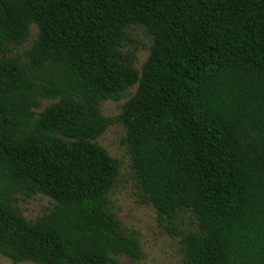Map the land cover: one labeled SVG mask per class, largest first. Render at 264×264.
I'll use <instances>...</instances> for the list:
<instances>
[{
  "label": "trees",
  "instance_id": "1",
  "mask_svg": "<svg viewBox=\"0 0 264 264\" xmlns=\"http://www.w3.org/2000/svg\"><path fill=\"white\" fill-rule=\"evenodd\" d=\"M31 25L30 48L8 56ZM134 29L152 41L141 71ZM134 86L115 120L102 115ZM114 121L182 264H264V0H0V255L143 258L109 200L119 161L95 142ZM18 194L53 206L26 220ZM183 212L194 229H179Z\"/></svg>",
  "mask_w": 264,
  "mask_h": 264
},
{
  "label": "rangeland",
  "instance_id": "2",
  "mask_svg": "<svg viewBox=\"0 0 264 264\" xmlns=\"http://www.w3.org/2000/svg\"><path fill=\"white\" fill-rule=\"evenodd\" d=\"M37 34L35 25L30 26V35L22 46H8V56H23ZM151 38L143 33L141 29L130 32L126 41L128 47L136 48L135 69L141 68L149 55ZM136 87H131L122 93L119 100H107L101 103L100 109L103 116L115 120L121 113L122 106L135 93ZM54 100L42 101L39 111L43 110ZM125 128L118 122L110 124L104 133L95 142L104 148L108 154L119 161V176L109 194V200L118 219L127 233L133 234L139 241L143 252V258L132 261L121 258V264H182L183 255L178 237H170L157 223V215L154 208L140 202L139 189L133 178L131 168V157L123 143ZM16 208L26 220H35L47 212L53 202L48 197L37 194L33 196L17 195ZM196 221L188 212L180 214L177 225L179 229H194ZM0 264H34L31 262L13 263L6 257L0 255Z\"/></svg>",
  "mask_w": 264,
  "mask_h": 264
}]
</instances>
